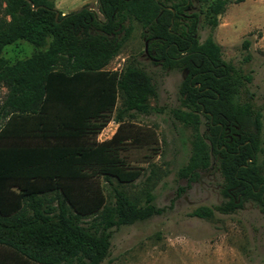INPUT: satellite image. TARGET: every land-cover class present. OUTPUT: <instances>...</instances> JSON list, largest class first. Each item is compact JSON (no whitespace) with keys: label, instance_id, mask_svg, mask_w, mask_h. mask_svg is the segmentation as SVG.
Returning a JSON list of instances; mask_svg holds the SVG:
<instances>
[{"label":"trees","instance_id":"trees-1","mask_svg":"<svg viewBox=\"0 0 264 264\" xmlns=\"http://www.w3.org/2000/svg\"><path fill=\"white\" fill-rule=\"evenodd\" d=\"M96 1L98 11L86 4L63 13L55 0H0V86L6 89L0 103V264H103L115 230L166 211L154 204L151 190L142 201L124 188L141 175L121 157L129 138L125 121L157 112L152 102L158 98L153 77L135 58L121 71L106 69L134 21L152 64L186 74L172 115L194 135L179 177L196 180L213 160L224 179L226 201L191 216L209 220L249 201L264 211L257 163L262 121L243 100L251 77L225 62L212 38H198L202 14L215 29L226 8L244 0ZM18 41L37 51L11 63L3 52ZM112 120L119 124L116 133L99 142ZM101 176L108 196L97 182Z\"/></svg>","mask_w":264,"mask_h":264},{"label":"rangeland","instance_id":"rangeland-1","mask_svg":"<svg viewBox=\"0 0 264 264\" xmlns=\"http://www.w3.org/2000/svg\"><path fill=\"white\" fill-rule=\"evenodd\" d=\"M88 4L98 11L97 1ZM196 7L205 5L196 3ZM212 29L200 16V43L212 38L222 47V59L243 76H250L243 100L251 102L261 116V148L258 165L264 176V0H244L230 4ZM133 33L120 53L107 66L121 71L135 58L153 77L158 98L157 112L136 114L126 119L127 142L121 151L126 167L140 171L132 184L125 186L131 196L141 197L145 190L155 196L154 204L166 211L148 221L124 226L114 231L111 255L103 264H264V211L249 201L234 213L215 212L212 219L192 217L200 207H216L226 201L222 195L224 179L212 160L196 180L180 178L179 171L191 156L194 131L174 119L172 111L180 107L179 88L186 76L178 70H164L145 54L142 28L132 22ZM248 42V48L245 43ZM36 47L25 41L6 46L3 56L11 63L31 57ZM6 89L0 86V103ZM120 106L118 102L117 107ZM115 112L111 114V118ZM200 134L207 130L201 117ZM119 124L113 120L98 135V141L110 140ZM105 196L111 188L104 177L97 179ZM16 264V263H11Z\"/></svg>","mask_w":264,"mask_h":264},{"label":"crops","instance_id":"crops-1","mask_svg":"<svg viewBox=\"0 0 264 264\" xmlns=\"http://www.w3.org/2000/svg\"><path fill=\"white\" fill-rule=\"evenodd\" d=\"M89 0H55L54 5L58 11L69 13L81 9Z\"/></svg>","mask_w":264,"mask_h":264},{"label":"water","instance_id":"water-1","mask_svg":"<svg viewBox=\"0 0 264 264\" xmlns=\"http://www.w3.org/2000/svg\"><path fill=\"white\" fill-rule=\"evenodd\" d=\"M146 50H147V46H146Z\"/></svg>","mask_w":264,"mask_h":264}]
</instances>
